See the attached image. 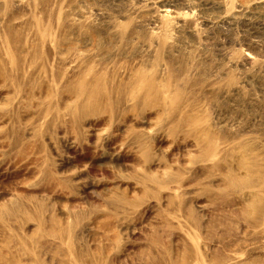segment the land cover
<instances>
[{
    "label": "rangeland",
    "instance_id": "1",
    "mask_svg": "<svg viewBox=\"0 0 264 264\" xmlns=\"http://www.w3.org/2000/svg\"><path fill=\"white\" fill-rule=\"evenodd\" d=\"M0 264H264V0H0Z\"/></svg>",
    "mask_w": 264,
    "mask_h": 264
},
{
    "label": "bare ground",
    "instance_id": "2",
    "mask_svg": "<svg viewBox=\"0 0 264 264\" xmlns=\"http://www.w3.org/2000/svg\"><path fill=\"white\" fill-rule=\"evenodd\" d=\"M255 209H256V207H255Z\"/></svg>",
    "mask_w": 264,
    "mask_h": 264
}]
</instances>
